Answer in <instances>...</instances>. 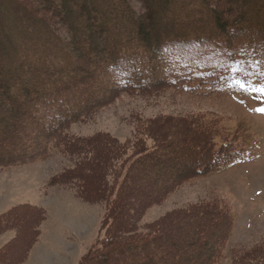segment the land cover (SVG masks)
Segmentation results:
<instances>
[{"label":"trees","instance_id":"trees-1","mask_svg":"<svg viewBox=\"0 0 264 264\" xmlns=\"http://www.w3.org/2000/svg\"><path fill=\"white\" fill-rule=\"evenodd\" d=\"M138 1L140 12L130 0H0V166L43 159L52 140L71 159L73 165L50 183L73 189L84 202L107 206L105 235L77 264H110L115 251H123L125 260L133 257L131 264H158L159 259L160 264L202 259L215 264L222 242L205 259L200 253L180 263L178 251L157 246L171 219L140 229L143 210L161 193L144 199L147 203L138 201L137 207L128 203L132 171L159 154L158 138L168 142L164 134L144 129L151 126L147 122L136 127L138 141L130 144L101 132L78 136L69 128L89 121L123 94L188 91V79L193 92L206 84L222 90L233 65L251 74L249 81L262 82L264 0ZM169 154L157 167L171 169L178 155ZM195 165L190 167L194 173ZM175 171L170 182L188 176V168L179 165ZM46 219V210L30 203L0 215V230L16 233L0 248V264L24 262ZM249 258L234 254L232 264H253Z\"/></svg>","mask_w":264,"mask_h":264},{"label":"rangeland","instance_id":"rangeland-1","mask_svg":"<svg viewBox=\"0 0 264 264\" xmlns=\"http://www.w3.org/2000/svg\"><path fill=\"white\" fill-rule=\"evenodd\" d=\"M130 2L136 11H142L138 0ZM245 74L231 66L222 90L206 84L193 92L188 79V91L162 88L148 97L123 94L89 121L69 128L78 136L101 132L130 144L138 141L136 127L147 122L151 126L144 129L164 134L169 146L158 138L161 148L149 160L150 172L148 163L132 171L128 203L137 207L138 201L161 193L143 210L138 225L145 230L144 225L171 219L157 246L178 251L180 263L188 257L194 260L200 253L205 259L222 242L215 264H232L234 254L264 264V96L254 91L264 88V76L258 82L249 81L251 74ZM147 143L153 146L151 140ZM47 148L43 159L0 166V215L21 203L46 210L38 242L19 264H77L105 235L102 221L107 206L84 202L73 189L52 185L51 179L73 163L53 140ZM99 148L101 151V144ZM208 150L209 158L202 156ZM182 152L188 153L184 154L187 158ZM166 153L173 158L178 155L167 170L157 167ZM227 154L232 158H226ZM192 164H196L195 173L190 170ZM179 165L188 168V176L170 182ZM15 234L12 229L0 230V248ZM16 249L17 245L12 251ZM123 254L115 251L110 264H131L133 257L125 260Z\"/></svg>","mask_w":264,"mask_h":264},{"label":"snow or ice","instance_id":"snow-or-ice-1","mask_svg":"<svg viewBox=\"0 0 264 264\" xmlns=\"http://www.w3.org/2000/svg\"><path fill=\"white\" fill-rule=\"evenodd\" d=\"M254 91L258 92L261 96H264V88L254 89ZM262 114H264V110H262Z\"/></svg>","mask_w":264,"mask_h":264},{"label":"crops","instance_id":"crops-1","mask_svg":"<svg viewBox=\"0 0 264 264\" xmlns=\"http://www.w3.org/2000/svg\"><path fill=\"white\" fill-rule=\"evenodd\" d=\"M46 220H47V219H46ZM45 222H46V221H45ZM45 222H44V223H45ZM37 242H38V241H37Z\"/></svg>","mask_w":264,"mask_h":264}]
</instances>
